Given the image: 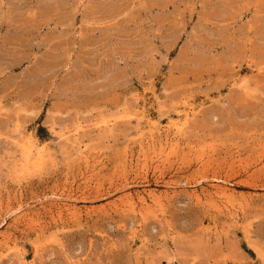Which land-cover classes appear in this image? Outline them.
<instances>
[{
	"label": "rangeland",
	"instance_id": "obj_1",
	"mask_svg": "<svg viewBox=\"0 0 264 264\" xmlns=\"http://www.w3.org/2000/svg\"><path fill=\"white\" fill-rule=\"evenodd\" d=\"M0 264H264V0H0Z\"/></svg>",
	"mask_w": 264,
	"mask_h": 264
},
{
	"label": "bare ground",
	"instance_id": "obj_2",
	"mask_svg": "<svg viewBox=\"0 0 264 264\" xmlns=\"http://www.w3.org/2000/svg\"><path fill=\"white\" fill-rule=\"evenodd\" d=\"M200 180V179H199ZM20 208V207H19ZM15 212V211H14ZM10 214H13V213H10Z\"/></svg>",
	"mask_w": 264,
	"mask_h": 264
}]
</instances>
